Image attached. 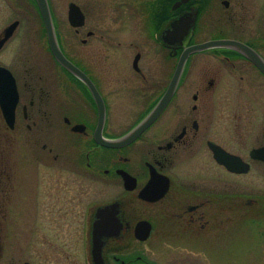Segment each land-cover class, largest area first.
I'll return each instance as SVG.
<instances>
[{
	"label": "flooded vegetation",
	"instance_id": "af4514ba",
	"mask_svg": "<svg viewBox=\"0 0 264 264\" xmlns=\"http://www.w3.org/2000/svg\"><path fill=\"white\" fill-rule=\"evenodd\" d=\"M46 1L72 71L0 0V264H222L264 224V0Z\"/></svg>",
	"mask_w": 264,
	"mask_h": 264
},
{
	"label": "water",
	"instance_id": "95a60500",
	"mask_svg": "<svg viewBox=\"0 0 264 264\" xmlns=\"http://www.w3.org/2000/svg\"><path fill=\"white\" fill-rule=\"evenodd\" d=\"M36 4L38 6V9L40 11V14L44 20L45 23V27H46V31H47V35H48V41L50 44V49L54 55V57L56 58V60L63 65L65 68H67L68 70L72 71V66L69 63V61H67L65 59V57L60 53L59 49L57 48V45L55 43V38H54V34L52 31V24H51V18H50V13H49V9H48V5H47V1L46 0H35ZM80 16L79 10L76 6H74L73 4L69 5V12H68V18H69V22L70 24H73V19L76 16ZM219 45H221V43H219ZM234 46V45H233ZM207 47V45H200V46H195L192 48H189L187 50H185L181 56L180 59L178 61V65H177V69H176V74H179L181 71V68L188 56V54L205 48ZM258 66L260 68H262V70L264 71V68L261 67V64L258 63ZM173 91V86H171L167 92L165 93V95L162 97V99L159 101V103L149 112V114L137 125L135 126L130 132H128L126 135L122 136L119 139L110 141V142H104L105 145H108L110 147H118V146H124L129 144L130 142H132L133 140H135L140 134L141 132L146 129L155 119L156 117L160 114V112L162 111V109L165 107L166 103L168 102L171 94ZM232 160H234L231 156L224 154L223 155V163L226 165H229L230 163H232ZM231 169V168H230ZM234 171H236L234 169ZM99 211V210H98ZM98 226V225H97ZM138 227L141 229V227L144 228V232L137 233L136 231V236L140 239V240H144L146 239L147 235H148V230H149V224L146 222H142L139 223ZM95 263L96 264H102L101 259H100V250L95 249ZM100 261H99V260Z\"/></svg>",
	"mask_w": 264,
	"mask_h": 264
},
{
	"label": "rangeland",
	"instance_id": "374dc122",
	"mask_svg": "<svg viewBox=\"0 0 264 264\" xmlns=\"http://www.w3.org/2000/svg\"><path fill=\"white\" fill-rule=\"evenodd\" d=\"M55 4L56 10L66 8L70 0H51ZM103 0H94V5L99 8L98 3ZM251 232L244 233L241 226L238 227L233 235L234 243L226 240L223 234L222 245L217 249V258L222 264H264V224L251 226Z\"/></svg>",
	"mask_w": 264,
	"mask_h": 264
}]
</instances>
